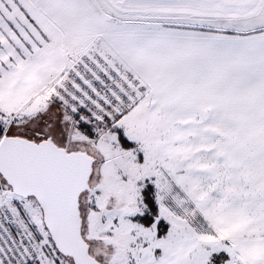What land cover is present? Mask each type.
<instances>
[{
  "label": "snow or ice",
  "instance_id": "obj_1",
  "mask_svg": "<svg viewBox=\"0 0 264 264\" xmlns=\"http://www.w3.org/2000/svg\"><path fill=\"white\" fill-rule=\"evenodd\" d=\"M0 264H264V0H0Z\"/></svg>",
  "mask_w": 264,
  "mask_h": 264
}]
</instances>
